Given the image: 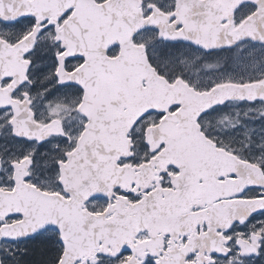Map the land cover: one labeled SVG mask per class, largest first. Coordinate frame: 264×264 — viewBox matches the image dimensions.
I'll use <instances>...</instances> for the list:
<instances>
[{
  "label": "snow or ice",
  "instance_id": "snow-or-ice-1",
  "mask_svg": "<svg viewBox=\"0 0 264 264\" xmlns=\"http://www.w3.org/2000/svg\"><path fill=\"white\" fill-rule=\"evenodd\" d=\"M0 264H264V0H0Z\"/></svg>",
  "mask_w": 264,
  "mask_h": 264
}]
</instances>
